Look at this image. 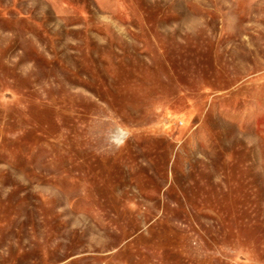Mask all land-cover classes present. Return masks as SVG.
<instances>
[{"label":"rangeland","instance_id":"1","mask_svg":"<svg viewBox=\"0 0 264 264\" xmlns=\"http://www.w3.org/2000/svg\"><path fill=\"white\" fill-rule=\"evenodd\" d=\"M0 264H264V0H0Z\"/></svg>","mask_w":264,"mask_h":264}]
</instances>
